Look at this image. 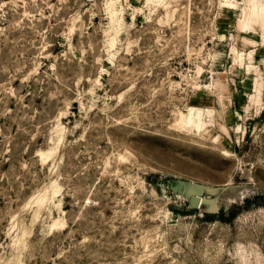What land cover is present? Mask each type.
<instances>
[{"label":"rangeland","instance_id":"374dc122","mask_svg":"<svg viewBox=\"0 0 264 264\" xmlns=\"http://www.w3.org/2000/svg\"><path fill=\"white\" fill-rule=\"evenodd\" d=\"M0 264H264V0H0Z\"/></svg>","mask_w":264,"mask_h":264},{"label":"water","instance_id":"95a60500","mask_svg":"<svg viewBox=\"0 0 264 264\" xmlns=\"http://www.w3.org/2000/svg\"><path fill=\"white\" fill-rule=\"evenodd\" d=\"M201 198H200V196L198 195V194H192V196H191V199H190V204H191V206L192 207H196V206H199L200 205V202H201V200H200Z\"/></svg>","mask_w":264,"mask_h":264},{"label":"bare ground","instance_id":"6f19581e","mask_svg":"<svg viewBox=\"0 0 264 264\" xmlns=\"http://www.w3.org/2000/svg\"><path fill=\"white\" fill-rule=\"evenodd\" d=\"M193 120V119H192ZM194 121V120H193ZM195 124H198V126H201V124H200V121L198 120V121H196V123Z\"/></svg>","mask_w":264,"mask_h":264}]
</instances>
